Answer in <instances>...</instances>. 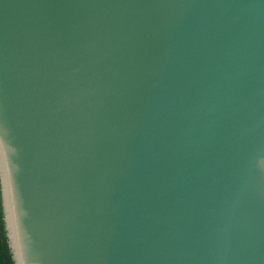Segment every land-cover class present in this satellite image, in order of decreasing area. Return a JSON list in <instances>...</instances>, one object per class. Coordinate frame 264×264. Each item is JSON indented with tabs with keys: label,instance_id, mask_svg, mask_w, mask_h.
Instances as JSON below:
<instances>
[{
	"label": "water",
	"instance_id": "obj_1",
	"mask_svg": "<svg viewBox=\"0 0 264 264\" xmlns=\"http://www.w3.org/2000/svg\"><path fill=\"white\" fill-rule=\"evenodd\" d=\"M13 264H264V0H0Z\"/></svg>",
	"mask_w": 264,
	"mask_h": 264
},
{
	"label": "trees",
	"instance_id": "obj_2",
	"mask_svg": "<svg viewBox=\"0 0 264 264\" xmlns=\"http://www.w3.org/2000/svg\"><path fill=\"white\" fill-rule=\"evenodd\" d=\"M1 217L2 214H1V206H0V264H13L8 252Z\"/></svg>",
	"mask_w": 264,
	"mask_h": 264
}]
</instances>
